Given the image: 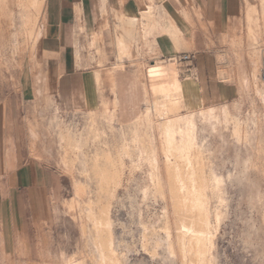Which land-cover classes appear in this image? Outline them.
Returning <instances> with one entry per match:
<instances>
[{
	"label": "bare ground",
	"instance_id": "obj_1",
	"mask_svg": "<svg viewBox=\"0 0 264 264\" xmlns=\"http://www.w3.org/2000/svg\"><path fill=\"white\" fill-rule=\"evenodd\" d=\"M44 1L0 0V24L1 20L7 19V31L15 28L13 36L17 41L11 46L12 51L19 54L22 49H29L33 73L40 68L37 51L45 35L39 25ZM257 2H250L244 33L252 58L260 56L258 47L264 30V0ZM12 7L19 13L17 28ZM143 18L147 22L129 20L126 28L122 29L115 45L116 60L108 69L104 68V57L95 61L96 91L88 94L86 109L73 111L70 118H64L49 91L42 93L47 107L51 106L53 112L48 118L45 110L41 112V122L35 121L33 130L36 132L42 127L57 145L58 164L70 178L72 187V197L63 202V212L78 225L81 233L82 246L72 254L71 251H61L60 264L128 262L124 251H136L135 236L132 234V242L117 237L115 230L120 224L113 218L115 205H123L119 192L124 186L132 210L130 224L141 227L138 236L142 249L148 252L153 243L152 257L159 255L158 249L161 248L166 253L167 264H216L215 247L219 235L216 223L223 215L215 204L218 198V202L224 205L225 183L224 177L217 176L212 168L211 157L214 158L215 147L206 138L214 140L218 136L235 146L238 151L234 162L238 171L236 178L240 182L246 179L255 183L254 174L264 178V109L261 111L255 105V99L249 96L253 92L264 100V85L258 83L259 68L253 69L252 79L244 72L239 73L235 80L239 86V97H234L230 103L218 104L210 103L192 75L182 76L183 67L176 56L167 60L157 58L144 73L136 69L128 73L127 64L137 68L141 66L140 58H135L140 53L134 54L132 46L137 24L142 26L145 38L150 34V28L157 34L166 31L172 38L175 52L186 48L181 45L184 41L180 38V29L174 24H165L161 16L155 19L151 14ZM6 32L0 25V66L4 65L3 56L7 55L5 52L11 43L6 40ZM99 39L94 34L92 42L100 55ZM228 43L233 50L232 59L240 67L248 50L243 48V40L231 38ZM155 50L158 53L157 46ZM74 53L78 59V48ZM259 56L257 64L261 61ZM5 62L7 64L8 61ZM219 77L226 82L233 79L222 68ZM36 80L38 87L33 90L34 98L41 94L39 78ZM54 80L51 83L53 90L50 89L52 93L56 90L57 82ZM227 98L228 95H223V99ZM245 101L251 104L247 114L243 112ZM204 133L208 136L204 137ZM252 151L255 153L253 159ZM32 154L37 157L36 151ZM138 170L145 175L139 190L140 201L137 200L138 194L127 186ZM256 184L250 188V198H258L264 205V193L256 191L259 188ZM150 197L161 198L165 202L162 211L153 216L149 215V209L145 215L141 207ZM260 213L262 227H259L263 228L264 208ZM257 232L260 231L257 229ZM249 235L250 244L256 238L252 232ZM163 263L166 264L165 260Z\"/></svg>",
	"mask_w": 264,
	"mask_h": 264
},
{
	"label": "rangeland",
	"instance_id": "obj_2",
	"mask_svg": "<svg viewBox=\"0 0 264 264\" xmlns=\"http://www.w3.org/2000/svg\"><path fill=\"white\" fill-rule=\"evenodd\" d=\"M244 1L247 7V2L246 0ZM250 1L257 2V0ZM13 9L15 10V25L17 28L19 26V13L15 7ZM4 20H6V22ZM7 23V19H3V21L1 20L0 25L5 28V32L9 26ZM39 25L44 31L43 28L45 26V22L42 18V15L40 17ZM245 31V23L243 18L240 16L237 19L236 28L231 32L233 36H231L229 40L231 38L237 40L240 39L241 41L243 40V48L248 50L247 40L244 34ZM7 32V36H5L6 40L7 42L11 41L12 44L10 42L8 43V45H10L9 47L7 46L5 54L8 52L9 56L8 53L7 55L3 56L4 65L0 66V75L2 76H0V188H3L2 186L5 179L7 177L9 178L8 174L13 172L18 165L30 162L38 164L39 166H42L48 171L54 173L57 178V189L50 194V207L47 208V212L37 213L34 218H30V221H28V225L25 228H21L20 225L19 231L15 233V238L11 240L7 247L3 245V238L0 233V264H60L61 249H65L68 253L71 251L70 254H72L78 251V247L82 246L80 237L81 233L78 225L75 224V222H73V220L68 215H63L61 213L55 215L54 211L56 203H58L57 210L61 212L63 208V202L66 201L67 198L70 199L72 197L71 180L64 174L62 168L58 164L59 151L56 143L52 140V137L49 135V133L42 127L38 128L36 132L33 130L35 121L41 122V118H39V114L41 112L45 110L47 118L50 117L53 112L51 106H49V108L47 107L48 104L42 95L43 91L45 92L46 90L47 92L48 90L50 93L49 96L58 104V100L52 93L53 91L50 89L53 90L51 83H53L54 79L56 80V74L59 75L61 71L59 69L57 71H52L50 69L52 64L49 62V60L58 59L60 56L58 54L54 55L53 52L43 48L41 42L40 48L37 51V57L40 62L39 67L41 69L39 68L36 70V73H33L29 49L26 47L22 49V52L19 54L12 51L13 48H11V46L16 44L17 41L13 36L15 28H10ZM102 40L101 44L103 45L104 41ZM229 40L227 41L225 39L222 42V45H224L222 46L224 55L219 56L220 54H218V60L222 63V69H225L231 74V76H233V79L230 82L235 83L237 75L241 72L246 73L252 79L251 75L253 69L256 67L260 70H258L259 75L257 74L259 76L258 83L259 85H264V30L261 36L260 47H258V52L260 54V56H258L261 58V61L258 62L259 65L256 62L258 56L252 58L249 55L248 50V53L245 51L243 62L239 67L232 59L233 50L231 49V46H229ZM83 42L85 43V37ZM87 43V46L84 44L85 51L88 54H91L92 48H90L89 42ZM147 52L148 51H143L141 56H135V58H140V68L127 64L128 73H132L131 69L140 70L142 73L145 72L150 62L141 58L146 56ZM6 56L10 58L8 59ZM1 57L2 56H0V58ZM219 57L222 59L220 60ZM178 60L183 67L184 72L182 76L184 77L185 75H192V60L189 62L180 61L179 57ZM5 61H8L7 64ZM113 62L114 61H107L104 68L108 69V67H110ZM9 64H11L10 67ZM30 70L34 76V88L38 87V85L35 83H37L36 78H39V92L41 94L39 97L35 98L33 95L28 98L25 96L24 98L20 92V78L24 71L29 72ZM235 84H237V82ZM252 90L253 86L251 87V91ZM203 92L207 95L210 103L212 104H218L220 102L226 101L230 103L234 100V97H239L238 95H235L227 98L225 101H216V97L212 94V92H207V90L204 89ZM249 96L255 99V105L261 111H263L264 100L261 97L255 95L253 92H251ZM250 108V102L245 101L243 104V112L247 114ZM60 111L64 118H70L73 112L72 110H65L61 108ZM203 136L207 137L208 134L204 133ZM206 141L208 143H212L215 147L216 156L214 155V158H212L213 156L211 157L213 162L212 168L217 176L221 178L224 177L223 179L225 183L223 190L225 193L224 205L218 202L217 197L215 204V207L219 208L221 214L223 215L221 221L218 222V224L216 223L219 234L216 238L215 247L216 264H264V227L260 228L262 226L259 221L261 208H264V205H262V202H260L258 198L254 197L255 199L252 198V200L250 198V194L252 193L250 188L253 187V184L257 183L256 188L259 187L256 189V191L261 190V192L264 193V178H262L260 175L254 174L253 177L256 180L255 183L252 184L246 179H243L240 182L236 178L238 171L234 162H236L235 160L238 151L235 146L228 142L227 139L223 140L218 136H216V139L214 140L210 137H207ZM33 151H36L37 157L33 156ZM251 153L253 154L251 155V158L253 159L255 153L254 151ZM235 171H237V173ZM141 173L143 174L144 172L138 170L134 176L136 179L133 177L129 182V185H127L129 186V190L131 192H136L138 194L137 200L139 201L141 200L139 190L144 184V179L142 178H145V175H142ZM230 173L232 177L229 176ZM260 179H262V182ZM123 188L124 189L121 188L119 192V195L122 197L120 198L122 199L123 205L116 204L115 208L113 209V218L117 221V223L120 224L116 227V236L124 237L126 241L132 242L133 234L137 244V249L135 252L124 251L129 259L126 264H164L163 260H165V263L167 264L165 259L166 253H164L161 248L158 249L160 257H158L159 255L152 257V253L154 251L153 243H151L149 246L148 252L142 249L140 236H138L141 227L139 228L132 223L130 224V222H132V219L130 218L132 217L129 215H131L132 210L129 205V200L125 196V186ZM53 196H59V199L55 202ZM151 198L152 200H150ZM148 200L144 202L145 204H142L143 206L141 205L145 215L150 211L149 215L153 216L156 214V212H161L162 208L165 206V202L161 201V198L159 200V198L155 199L150 197ZM147 210L148 212H146ZM253 226L254 228L256 227V230L253 229ZM257 229L260 232H257ZM250 232L254 234L253 237L256 238V240L254 239V241L249 244Z\"/></svg>",
	"mask_w": 264,
	"mask_h": 264
},
{
	"label": "crops",
	"instance_id": "obj_3",
	"mask_svg": "<svg viewBox=\"0 0 264 264\" xmlns=\"http://www.w3.org/2000/svg\"><path fill=\"white\" fill-rule=\"evenodd\" d=\"M246 2L247 7L244 0H45L42 46L60 56L49 60L52 71H61L53 93L58 105L61 109L72 111L87 108L88 94L96 91L95 61L98 57H104L105 64L107 61L115 62L116 40L122 34V29L126 28L129 20L147 22L143 18L146 14H151L155 19L161 16L165 24H174L180 29V38L184 41L181 45L186 48L175 52L172 38L166 31L157 34L150 28V34L145 38L142 26L137 24L132 38L134 54L140 53L138 56H141L143 50L148 51L141 59L153 64L157 58L167 60L189 53L192 57V76L201 88L212 92L216 101H225L223 95H228V98L238 95L237 84L222 81L219 77L222 63L218 60V54L224 55L222 42L232 36L230 32L236 28L240 16L246 28L251 1ZM94 34L100 38V55L92 42ZM86 41L92 48L91 54L85 51L84 44L88 45ZM76 48L79 50L78 59L74 53ZM33 90V73L31 70L24 71L20 78V92L24 98H28L33 95ZM8 176L3 188H0V233L5 247L15 238L20 225L25 228L30 218L37 213L47 212L50 194L57 189L54 173L38 164L22 163ZM53 198L56 202L59 196ZM57 205L55 215H65L63 208L61 212L57 210Z\"/></svg>",
	"mask_w": 264,
	"mask_h": 264
},
{
	"label": "built area",
	"instance_id": "obj_4",
	"mask_svg": "<svg viewBox=\"0 0 264 264\" xmlns=\"http://www.w3.org/2000/svg\"><path fill=\"white\" fill-rule=\"evenodd\" d=\"M180 61L189 62L192 60V57L189 53L182 54L181 57H179Z\"/></svg>",
	"mask_w": 264,
	"mask_h": 264
}]
</instances>
